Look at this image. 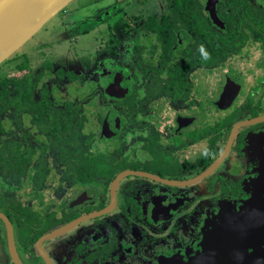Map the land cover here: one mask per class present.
<instances>
[{"label":"flooded vegetation","instance_id":"obj_1","mask_svg":"<svg viewBox=\"0 0 264 264\" xmlns=\"http://www.w3.org/2000/svg\"><path fill=\"white\" fill-rule=\"evenodd\" d=\"M108 11L123 12L119 34L99 27L107 17L86 26L96 30L93 49L85 51L92 62L87 70L80 66L85 72L78 81L66 80L55 58L19 55L21 47L0 64L15 78L0 75L16 96L12 105L0 103V212L11 223L22 263L46 264L37 240L79 220L42 241L51 264H264L258 247L241 242L243 250H232L233 241L255 231L246 225L259 223L244 204L264 192V2L119 0ZM69 47L76 55L85 49ZM45 48L56 55L53 46ZM31 59L41 72L32 71ZM113 84L118 89L108 93ZM23 88L30 100L22 99ZM51 89L66 103L54 105ZM31 101L45 103L43 117L29 109ZM7 109L13 130H23L12 140L2 135ZM56 116L70 128L53 137L47 125ZM38 147L43 152L34 160L31 149ZM68 147L80 153L69 161L74 171L62 159ZM83 162L92 170H82ZM22 177L29 190L22 189L21 204L10 195L22 188L15 182ZM34 178L38 198L45 199L35 206L42 210L30 204ZM44 179L53 193L43 192ZM28 216L36 222L28 224ZM97 220L103 229L93 225ZM6 260L13 264L0 218V264Z\"/></svg>","mask_w":264,"mask_h":264},{"label":"rangeland","instance_id":"obj_2","mask_svg":"<svg viewBox=\"0 0 264 264\" xmlns=\"http://www.w3.org/2000/svg\"><path fill=\"white\" fill-rule=\"evenodd\" d=\"M118 1L119 0H73L59 14H57L53 18H51L23 46H21V48L17 51V53H19V55H20V54H27L30 51H34V53H35L34 58H40L42 60L46 59L47 61L53 60L52 58H55L56 59L55 62H57L59 64V66H61V63L63 64L64 69H65L63 77L66 80L78 81L79 79H82L85 71L82 72L80 68L82 67L85 70H87L89 68L90 62H92V59H90L91 54H88L85 51H89V50L93 49L94 42L92 43L91 40H93L94 33L96 32L95 29L93 31H89V29H86V26L88 24H90V22H92L94 19L107 17L105 22L103 23V25L101 24V25H99V27L107 26V27L113 28L116 31V35H118L119 29H121V26H122V21L124 20L123 12L116 11L112 16H108L109 15L108 10H111V8H113L115 5H117ZM261 1L264 2V0H261ZM83 29H86L85 31H87V32L84 31L85 33L83 35H80L79 32H81ZM86 33H88V34H86ZM76 38H77L76 44H79L80 47L85 48V49H81V51L79 50V54H81L82 56L76 55L73 52V49H71V47H69V44H72V46L76 45L75 44ZM59 43H61V44L56 49L54 45H57ZM87 44H89V45H87ZM46 46H53V49H56V50H53L56 55L53 56V54L50 52L48 54H46L45 53V51H46L45 47ZM37 49H40V50L35 51ZM82 50H83V52H82ZM83 59L85 61H88V62H85ZM47 61H46V65L50 64ZM30 63H31L30 65H32V59L30 60ZM74 65L76 67H74ZM32 68H33L32 71H36V69H38L37 71L41 72V70H42V69H39V67L34 68L33 65H32ZM77 68H79L80 70ZM2 70H5V71L3 72ZM72 70H75L74 76H72L70 74V71H72ZM0 75L1 76L7 75V76H9V77H7L8 79H15L12 76V73H10V71L3 69L2 67H0ZM44 80H46V78ZM89 84H90V87L92 89H94V91L97 89V85H98L97 83L92 84V82H91ZM91 88H89V89H91ZM245 90L246 89H244V91ZM50 91L53 94L52 98L56 99V101H54V100L52 101V103L54 105H58L60 102H63L62 104L66 103L67 98L65 96H63L60 92H58L56 89L55 90L51 89ZM77 91L78 90L74 91L73 94L77 93ZM96 91H99V90H96ZM83 92H84V90H83ZM83 101H84L83 103H85V100H83ZM0 103H1V100H0ZM12 120H13V111H12V109H9V110L7 109L2 114L3 126L5 129H8V132L2 134L4 140H12V139L18 138V137H20V133L22 134V132H23L22 128H20V127H18L19 129H17L16 131L13 130V128H15V126H12V124H11ZM14 122H15V124L16 123L19 124V122H20L21 124H23V126H26V122L28 123L29 121H27V119H23L22 121H21V119H14ZM29 137H30V135L28 136V138ZM31 138L32 137H30L29 139L32 140ZM20 145H22V144H20ZM42 152H43V150H41L40 147H38L37 150L31 149V157L34 160H37V158L42 154ZM45 165L48 166L47 167L48 169H46V171L54 172V166L53 165H50L49 163H47ZM49 166H51V168H49ZM35 171H36V169H35ZM31 176H32V173H31ZM44 180H45V182L43 184H45L46 186H44L43 192L48 193L50 191V186L48 185V183L51 180L50 179H44ZM15 182H17V184L20 185L22 188L20 190L14 189L13 193H11V195L10 194L9 195L13 201L17 200L18 202H20L22 204V202H25L27 200V196L21 194L23 192L22 189L25 190L27 187V189L29 190V186H28L29 179L27 177H22V178H19V180L17 179ZM37 185H38L37 179L34 178V188H33V190H31V192H32V194L30 196L31 201L30 200L29 201H30V204L33 205V207L38 208V209L40 208L42 210V209H45L44 205L35 206L37 203H39V204L45 203V199H43V198L39 199L38 198V192L39 191L37 189ZM58 186L61 187L62 185H58ZM53 192L54 191H50L49 193H53ZM4 200H5V198L3 197V201ZM20 203L17 204L18 210H22V205ZM30 204H28L29 207H30ZM26 211H28V210H26ZM44 217H45V214H44ZM34 218L37 219L36 216H34ZM108 219L111 222L112 220H114L116 218L114 216L110 215L108 217ZM111 223L113 224V222H111ZM93 225H96L97 227H100L101 229H103L102 228L103 224L99 220L93 222ZM20 247H21V252H22V246H20ZM46 247L48 249V246H46ZM51 254H52V257L55 258L56 253L51 251ZM53 260H54V262H58V260H56V261H55V259H53ZM39 262L42 263L40 260H39ZM6 263L9 264L7 260H6Z\"/></svg>","mask_w":264,"mask_h":264},{"label":"water","instance_id":"obj_3","mask_svg":"<svg viewBox=\"0 0 264 264\" xmlns=\"http://www.w3.org/2000/svg\"><path fill=\"white\" fill-rule=\"evenodd\" d=\"M73 0H0V64L16 52L22 45H24L33 35H35L51 18L62 11ZM212 20L218 22L216 15L212 9ZM115 84L108 87V93L111 90L118 89ZM255 119L256 120H260ZM252 120L249 123L253 122ZM215 164L211 167H214ZM245 210L252 213L256 218L258 213L259 223H253V226L246 225L247 230L250 227H255L253 234H247L249 237L246 239L233 241V252L243 250L237 245L243 242L245 245L258 247L260 253L264 251V192L256 195L253 200L249 199L245 204ZM246 213V212H242ZM0 218L3 219L6 225L7 242L11 261L13 264H23L19 258L14 240L12 236V226L6 215L0 212ZM79 220H74L68 225L58 228L54 231L43 234L36 242L39 247L40 254L42 255L46 264H51L49 258L41 249L43 240L59 236L65 231L66 227L74 226ZM262 221V223H261ZM253 237V241H251ZM257 250H254L256 252ZM253 252V254H254ZM261 256H259L260 258Z\"/></svg>","mask_w":264,"mask_h":264},{"label":"trees","instance_id":"obj_4","mask_svg":"<svg viewBox=\"0 0 264 264\" xmlns=\"http://www.w3.org/2000/svg\"><path fill=\"white\" fill-rule=\"evenodd\" d=\"M217 37H220V36L212 37L210 42H213V39H215ZM24 68H26L25 64H24V66H19V70H23ZM0 82H2L4 84V87H5V88H0V100H2V105L4 107L5 106L7 107V106L12 105L14 103L16 96L15 97L12 95L10 96V93H11L10 90L6 89V85L8 84L9 80L1 79V77H0ZM13 85H15L16 87L18 86V88H20L17 82H13ZM16 90H18V89H16ZM19 91H20V95H22V99H24V101L30 100L31 94L25 88H23L22 90H19ZM44 106H45V103L42 101H40V102L39 101L38 102L31 101L29 103V109L32 112H34L35 114H38L40 116V118L43 117L44 114H46V109L44 108ZM45 118H47V116ZM54 118L55 119L52 120L49 125H47V130L49 131L48 133L51 134V136L56 137V135L58 136L59 133L64 131V129L70 128V125H69V122L66 121L67 119H64V118L58 119L57 116ZM0 123H1V121H0ZM46 123H48V122H46ZM0 129H1V125H0ZM0 132H1V130H0ZM6 146H7V149H11V148H9L10 147L9 143H7ZM73 149L75 150V152L73 154H71V151ZM76 149H77L76 147H72V148L68 147L67 151L63 152V158L62 159L66 160L67 164H69V161L71 160V156L75 155L77 152H78V158H79L80 153ZM80 166L83 167L82 170H88V171L92 170V167L87 166L86 162H83ZM80 166H78V167H80ZM69 168L73 171L76 170L75 168H73V164H69L68 170H69ZM9 206H12V202ZM26 220H27L28 224L32 223L33 221L36 222V220L32 216H28V218H26ZM34 227H36L37 229L40 228L39 225H37L36 223H35ZM42 228H44V227H42ZM42 231L43 230L40 229L39 231H37L36 235L34 237H31L30 239L34 240V238L38 234H40Z\"/></svg>","mask_w":264,"mask_h":264}]
</instances>
